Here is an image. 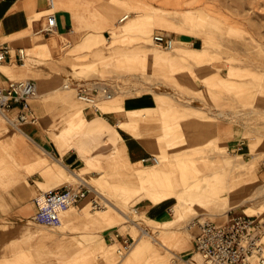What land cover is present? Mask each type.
I'll list each match as a JSON object with an SVG mask.
<instances>
[{
  "label": "crops",
  "instance_id": "1",
  "mask_svg": "<svg viewBox=\"0 0 264 264\" xmlns=\"http://www.w3.org/2000/svg\"><path fill=\"white\" fill-rule=\"evenodd\" d=\"M50 1L0 0V44L8 43L13 48L8 59L0 64V86L7 87L11 80L34 79L38 88L41 83L44 92L50 91L45 90L42 83H58L68 73L66 69L70 66L66 68L57 57L76 41L87 51L108 54L120 50L102 63V73L127 80L132 77L137 82L136 92L117 94L114 90V97L102 101L100 106L87 105L86 116L80 115V121L73 125L60 118L65 111H54L52 107H39L37 101L31 102L37 120L22 123L20 132L14 133L12 151L6 159L8 166H2L3 175L0 165V264H73L74 259V264H102L99 260L105 259L111 237L119 232L115 240L123 244L125 238L133 234L122 225V208L116 203L111 201L112 209L101 214L90 210L92 192L103 194L98 187L102 184L105 192L116 195V188H121L122 192L130 186V181L134 182L131 187L137 188L136 192L137 179L160 180L161 172L143 170L152 162L150 156L161 143L160 124L164 119L183 122L191 116L190 121H199L210 113L208 107L216 108L218 97H224L218 83L231 80L227 78L230 62L218 57V43L206 41L205 34L198 29L200 11L197 7L178 9L162 5L160 0H54L56 34L61 46L55 52L56 58L46 56L36 51L34 39L51 37L38 32L46 24ZM38 13L42 15L36 18ZM157 31L174 33L179 46L162 51L163 48L151 40ZM113 33L118 34L117 42ZM66 40L72 45L63 49ZM19 47L27 50L25 64L17 59ZM102 75L91 80L73 77L71 81L99 80ZM21 108V104H16L10 111L18 114ZM218 114L225 116L228 111L221 109ZM95 118L102 123V129L87 130ZM71 128L79 135L97 134L103 141H109L113 146L110 150L114 151L109 157L93 152V145L82 143L80 137L67 138L62 133ZM240 158V162L245 161L242 154ZM71 177L88 179L94 186L91 194L65 210L60 225L35 222L32 219L37 211L35 196L42 190L71 183ZM203 183L204 186L213 184L209 178ZM169 193L179 192L162 190L157 195H162L164 200ZM150 197L146 194L138 203L147 220L159 224L168 206L160 205L154 211L155 202L148 199ZM232 212L227 220L219 222L228 221ZM131 219L142 234L130 258L121 260L123 264L134 263V257L150 245L145 236L153 235L142 222ZM198 233L193 240L185 233L176 234L175 244L155 234L157 240L152 241L173 255H193L200 263L201 257L195 252ZM161 247L152 254L153 261L166 256Z\"/></svg>",
  "mask_w": 264,
  "mask_h": 264
},
{
  "label": "rangeland",
  "instance_id": "2",
  "mask_svg": "<svg viewBox=\"0 0 264 264\" xmlns=\"http://www.w3.org/2000/svg\"><path fill=\"white\" fill-rule=\"evenodd\" d=\"M160 3L176 6L178 9H199L198 29L205 34L206 41L218 43V57L230 62L231 71L227 73V78L231 80L224 79L218 83L219 92L224 97H218L216 108L208 107L210 113L203 115L202 120L190 121L191 116L183 122L169 119L162 121L161 143L154 152L160 162H150L143 169L161 172L163 176L160 180L139 178L136 181L139 185L136 192L137 188L131 187L134 183L131 181L130 186L123 188L122 192L121 188H116V195L105 192L102 184H98V187L103 194L92 192L90 210L101 214L106 209H112V202L116 203L122 208V225L133 234V237H127L131 243L127 252L124 251L122 243L111 240L108 251L104 253L105 259L99 260L102 264H123L121 260L127 261L132 255L133 246L142 231L134 225L131 218L142 222L156 236L175 244L176 234L185 233L193 240L199 232V227L191 222L193 219L205 217L225 221L232 211L264 213V193L257 200L243 202V199L258 192V186L264 183V0H160ZM41 15L42 13H38L35 17ZM153 35L154 33L152 41ZM113 36L114 42H117L118 34L113 33ZM58 38L56 33L50 38H35L36 51L55 57V52L61 46ZM115 52L120 50L108 54L99 50L87 51L74 41L72 47L63 53L59 52L57 57L66 68L70 66L66 69L68 73L58 83H42L43 87L46 86L45 90H50L48 92L43 91L40 83L37 94L29 98L30 104L37 101L39 107L47 106L54 111H65L66 113L60 114V118L73 125L80 121V115L84 116L86 106H89V103L78 97L76 90L65 87L66 83L72 82L73 77L91 80L94 76L103 74L98 81L109 84L117 94L124 91L136 92L137 82L132 77L127 80L119 75L102 73V63ZM48 87L51 88L47 89ZM105 100L107 99L102 98L97 105L100 106ZM221 109L228 111V114L220 116L218 111ZM8 115L15 119L17 113L8 111ZM11 119H7L0 112L2 175V166H8L6 159L12 151L14 133L20 132V124L13 123ZM88 119L85 118L86 121ZM63 132L66 137L77 136L82 143L93 145V152L101 153L103 157L110 155V149H113L109 141H103L97 134L86 132L79 135L73 128ZM241 154L245 159L243 162H240ZM206 178L213 179L215 184L204 186L203 180ZM69 179L74 184L80 182L78 177ZM162 190L179 193H169L161 202L163 207L168 206L161 223H150L143 215L138 201L149 194L151 197L148 199L155 202L153 196ZM96 198L100 199L104 208L93 209V200ZM178 198L185 200L179 206ZM187 223L191 225L189 228L184 226ZM145 237L150 245L135 256L136 261L130 264H136L137 261L138 264H165L167 261L172 264H185L163 249L159 243L152 241V236ZM158 247L162 248L166 256L159 261H153L155 257L152 254ZM172 257L176 260L172 261ZM71 261L76 262L75 259ZM199 261L202 260L199 258Z\"/></svg>",
  "mask_w": 264,
  "mask_h": 264
},
{
  "label": "built area",
  "instance_id": "3",
  "mask_svg": "<svg viewBox=\"0 0 264 264\" xmlns=\"http://www.w3.org/2000/svg\"><path fill=\"white\" fill-rule=\"evenodd\" d=\"M128 16L125 15L124 18ZM57 13L55 1H50L49 12L47 13L46 24L38 31L47 35L57 32ZM157 46L172 50L177 46V38L165 31L155 32L153 35ZM72 45L70 40L63 42V49ZM13 48L8 43L0 44V64L8 59ZM17 59L25 64L27 60V50L19 47L16 50ZM65 87L76 90L78 97L91 104L97 105L102 99H111L114 96L113 88L104 82L76 81L68 82ZM38 92V84L34 79L11 80L7 87L0 86V112L8 115L16 104H21L22 108L15 119H11L15 124H22L27 121H36L29 98ZM152 162L159 163L160 158L152 154ZM78 184L67 183L63 187H54L42 190L35 196L37 211L32 219L49 226H58L62 223V213L71 206L78 204L87 198L92 192V183L85 177L79 179ZM103 204L100 199L93 200V209H102ZM226 222H218L211 218H196L194 225H198L200 231L197 235L196 249L202 259L199 263L193 255L190 257L177 256L178 260L185 264H264V213H242L235 212ZM120 236L117 232L111 237L115 240ZM131 246L129 239L125 238L123 243L124 251H128ZM123 249H120L122 251Z\"/></svg>",
  "mask_w": 264,
  "mask_h": 264
},
{
  "label": "bare ground",
  "instance_id": "4",
  "mask_svg": "<svg viewBox=\"0 0 264 264\" xmlns=\"http://www.w3.org/2000/svg\"><path fill=\"white\" fill-rule=\"evenodd\" d=\"M123 19V18H122ZM40 35V34H39ZM30 65V64H29ZM30 67H31V65H30ZM63 85V84H62ZM55 90V89H54ZM114 90V89H113ZM39 91V90H38ZM46 94V93H45ZM48 94V93H47ZM114 95H115V91H114ZM114 97V96H113ZM112 97V98H113ZM7 119H10L9 117H8V115L6 114V113H4V112H1ZM49 115H50V113H49ZM42 119V118H41ZM58 119V118H57ZM43 121V120H42ZM51 121V120H50ZM55 122V121H54ZM48 124V123H47ZM101 125H102V123L97 119V118H95L90 124H89V126H88V129L87 130H89V131H96L97 130V132L98 131H100L99 129H102V128H100L101 127ZM52 126H54L53 124H52ZM18 127H20V126H18ZM47 128V127H46ZM50 130V129H49ZM52 130V129H51ZM55 130V129H54ZM57 131H61V130H57ZM53 133V132H52ZM55 136V135H54ZM67 138H69V137H67ZM62 141V140H61ZM60 143V142H59ZM64 151V150H63ZM89 155V154H88ZM81 178H83V177H81ZM80 178V179H81ZM211 179V178H210ZM211 181H212V183L213 184H215V181L213 180V179H211ZM245 184V183H244ZM258 184V183H257ZM255 186V185H254ZM260 186V187H259ZM258 186V188H259V190H258V192H256L255 194H253V195H251V196H249V197H246L245 199H243V202H252L253 200H257V198H259L263 193H264V183L263 184H260ZM94 188V186H92V189ZM254 188V187H253ZM256 188V187H255ZM258 188H256V189H258ZM252 193V192H251ZM264 195V194H263ZM237 198V197H236ZM154 200H155V208H154V211L156 210V209H158L159 207H160V205H161V202L163 201V197H162V195H156L155 197H154ZM185 200L184 199H181V198H178V206H179V204H181V203H183ZM177 206V207H178ZM259 212H261V210H259ZM207 214V213H206ZM223 219V218H222ZM191 220V219H190ZM194 220V219H193ZM193 220H191V222H193ZM217 220V219H216ZM189 222V221H188ZM219 222V221H218ZM190 223H187V226L189 227L190 225H189ZM194 225V224H193ZM152 237H153V240H157V238H156V236L153 234L152 235ZM176 255H174V257H175ZM174 257H172L173 259H172V261H175L176 260V258H177V256H176V258H174Z\"/></svg>",
  "mask_w": 264,
  "mask_h": 264
}]
</instances>
